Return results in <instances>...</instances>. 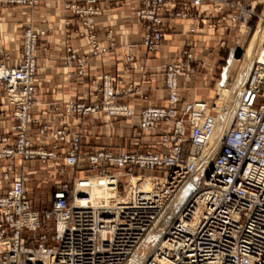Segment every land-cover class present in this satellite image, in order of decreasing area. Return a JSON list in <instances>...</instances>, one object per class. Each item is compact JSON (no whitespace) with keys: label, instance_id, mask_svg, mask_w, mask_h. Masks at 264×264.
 <instances>
[{"label":"built area","instance_id":"built-area-1","mask_svg":"<svg viewBox=\"0 0 264 264\" xmlns=\"http://www.w3.org/2000/svg\"><path fill=\"white\" fill-rule=\"evenodd\" d=\"M243 1L141 0L134 12L145 24L141 46L148 54L157 53L177 20L188 22L189 34L221 26L246 32L256 6L253 0ZM39 3L0 0V11L27 7L33 12ZM98 3L81 0L65 6L73 22L64 23V34L73 27L68 34L88 47L84 54L69 44L60 49L65 67L73 69L70 77L85 78L91 59L110 51L97 31ZM4 31L0 14V91L16 120L0 138V161L6 163L2 178L9 183L0 194V264H127L145 246L150 251H141L138 264H264V37L248 79L236 87L231 124L211 161L201 166L213 145L218 117L215 104L181 99L180 79H191L200 68L190 44L180 61L165 66L168 105L142 108L136 124V109L120 101L133 86L120 93L122 79L110 75L100 78L94 102H70L63 108L50 103L53 119L44 121L35 110L40 43L50 29L36 28L31 15L20 36L17 65L4 47ZM140 71L146 78L147 69ZM227 81L225 88L231 85L233 91L236 81ZM91 116L105 125L126 120L138 130L131 139L143 150L120 145L85 150L84 120ZM30 162H38L45 181L52 182L45 211L34 208L29 197L27 184L35 173L28 170ZM203 171L205 177L197 180ZM134 177L142 179L140 186L132 183ZM94 179L112 193L97 205L85 193ZM187 182L195 186L194 193L160 230L162 216Z\"/></svg>","mask_w":264,"mask_h":264},{"label":"crops","instance_id":"crops-1","mask_svg":"<svg viewBox=\"0 0 264 264\" xmlns=\"http://www.w3.org/2000/svg\"><path fill=\"white\" fill-rule=\"evenodd\" d=\"M69 2H81V0H40V3L34 7L33 12L27 7H9L0 11V14L4 17V47L13 59L12 65H17L19 62L20 36L24 31V27L29 23L32 14L36 28L45 27L50 29L47 37L43 38L40 43V85L37 89L39 106L35 110L36 118L51 121L53 116L50 114L49 104L53 102L59 103L62 108L70 102H94L98 98L97 88L100 78L104 75H110L115 79H122L123 84L119 87L120 93L123 88L133 86V92L122 96L120 101L136 109L137 116L132 119L133 123L136 124L138 113L142 108L168 105L169 93L165 88V66L180 61L188 44L192 46L191 50L195 52L202 66L191 79H180L181 99L185 103L203 100L209 102L210 105H214L215 100L212 99V101L201 94L202 88L207 84L206 78H204L205 84L201 82V77L206 73L204 70H208L206 63L202 64V61L205 62L204 57L206 54L204 52H207L211 43L216 39H221L217 37V33L232 28L221 26L208 29L205 27L196 34H189L188 22L172 21L171 23L176 29L165 34L157 53L148 54L141 46L145 24L134 15L141 0H99L98 7L102 13L96 18L97 31L101 35L102 43L108 46L110 51L101 57L91 59L86 76L81 79L69 76L73 69L65 67V53L60 51L66 44L71 45L80 54L88 51L84 40L70 36L74 31L73 27L68 31L70 35L68 33L64 34V23L69 20L73 22V14L65 9L66 4ZM209 2L206 1L203 7L206 12L210 10ZM249 2L251 1H243L245 5ZM252 2L264 11V0H253ZM176 37H181L182 43L183 45L185 43V45L180 50L176 46L174 51H168L170 46H167L166 42L172 41V43H175L173 38ZM169 52L174 53L175 56L169 58ZM131 57L134 58V61H130ZM233 63L234 60L232 59L228 66L224 68L219 82L225 80V78L226 80L229 79V76L227 77L224 74L227 69L228 73L230 72ZM141 67L147 69L148 75L146 78H142ZM211 76L214 80V75ZM98 121L92 116L84 120L83 129L86 135L83 139V148L85 150L97 149L96 146L99 148L102 141L103 144L100 147L119 145L117 141L131 139L134 133L138 134L136 127L120 124L121 121L125 120H118L115 124L109 121L105 126L99 122L100 127L96 124L91 125V123ZM15 124L14 109L7 105L5 92L0 91V138L5 132L11 131ZM92 141L96 144L91 143ZM33 163L35 166L39 165L38 162ZM5 165V162L0 161V194H3L9 186V183L2 178ZM40 169L39 165V169L34 174L31 172L33 175L30 176L27 184L29 197L31 192L29 183L39 178L40 174H43ZM17 170L20 171V168Z\"/></svg>","mask_w":264,"mask_h":264},{"label":"rangeland","instance_id":"rangeland-1","mask_svg":"<svg viewBox=\"0 0 264 264\" xmlns=\"http://www.w3.org/2000/svg\"><path fill=\"white\" fill-rule=\"evenodd\" d=\"M255 5V4H254ZM256 6V5H255ZM256 16H253L251 20L248 22V29L246 32L244 30L240 31L239 29H230V30H224L219 33H217V37H220V40H215L213 43H211V46L207 50V52H204L205 57H204V63H206V68L208 70H204L206 73H204L203 77H201V82H205L204 78L207 79V84L204 85V87L201 90V94L204 95L206 98H209L210 100H215L216 101V85L221 80L222 78V73L225 67L228 66V63L233 59L234 63L233 66L230 67V72L228 73V69L225 72L224 75L229 76V79L227 81V84H231L235 82L236 80L238 82H241L242 79H244L243 75L245 73V69H247L249 65L252 67V61L254 59V51L258 49L263 37H264V11L260 10L259 7H256L255 10ZM262 19V21H261ZM261 21V22H260ZM175 40V43H172V41L166 42L167 46L169 47L168 51H174L176 46L178 47L177 49L180 50L183 48V43H182V38L181 37H176L173 38ZM241 49L243 51V54L241 58L236 57L237 50ZM258 51V50H257ZM257 53V52H256ZM170 57H174V53L169 52ZM230 57V60H229ZM202 66V65H200ZM205 68V69H206ZM214 75V80L211 78V75ZM236 81V82H237ZM235 82V84H236ZM239 86V83L235 85V88L233 91H236V87ZM228 89L231 90L232 86L228 85ZM232 91V90H231ZM237 93V92H236ZM235 93V94H236ZM212 100V101H213ZM235 103L237 101L235 100ZM215 104V111L217 108V104ZM217 112V111H216ZM98 121V120H96ZM100 120L98 122H93L91 125L93 126L94 124L98 125L99 127L101 125L105 126V124L100 125ZM117 121H112V123H116ZM111 124V122H110ZM121 125H128L126 120L121 121ZM118 125V124H116ZM139 137V136H138ZM128 140L124 139L121 141H117V143L126 150L130 151H138V150H143V146H138L139 142L134 139H129ZM91 143H94L93 141ZM96 144V143H94ZM103 144V141L100 145ZM217 135L214 138L213 145H217ZM99 145V147H100ZM98 148V146H96ZM218 150V148H217ZM216 150V152H217ZM215 152V153H216ZM28 170L31 172H36L39 169V165L37 166L34 165L33 162H30L27 164ZM83 172H80L78 176H83ZM205 171L201 172L196 179L197 180H202L205 177ZM46 172H43V174H40L38 176L39 178H36V180H32L29 183V189H30V197L33 201V206L40 211H45L50 207V197L51 193L53 190L52 187V182L51 181H45L46 177ZM50 180V179H49ZM121 181L123 183H127L128 180L125 178H122ZM47 182V183H46ZM160 230H163V227L159 228Z\"/></svg>","mask_w":264,"mask_h":264},{"label":"bare ground","instance_id":"bare-ground-1","mask_svg":"<svg viewBox=\"0 0 264 264\" xmlns=\"http://www.w3.org/2000/svg\"><path fill=\"white\" fill-rule=\"evenodd\" d=\"M257 50H259V47ZM257 50L254 51L253 54L254 57L257 54L256 53ZM247 67L248 68L245 69V73L243 75L244 79H242L241 82L238 81L236 82V84L239 83L240 87L243 86V83L248 79L250 75L252 67L251 65ZM225 84H226V78L225 80L218 82L217 85L218 97H216V101H215L217 104L216 111H217L218 123H217V129L215 135L213 137V141L217 135L218 144L212 145L209 151L206 154H204L202 158L201 166L207 165L215 155L217 148L219 147L226 131L228 130L231 124V121L234 116V112L236 110L237 103H235V100L237 101L239 94H237L236 91H231L225 88ZM214 110H215V105H214ZM141 181L142 179H138L135 177L132 179V183L138 186H140ZM85 193L89 196L91 202L96 205L99 204L101 200L107 199L110 195H112V193H109L107 189L102 186L100 179H94L92 181L91 188L86 190Z\"/></svg>","mask_w":264,"mask_h":264},{"label":"water","instance_id":"water-1","mask_svg":"<svg viewBox=\"0 0 264 264\" xmlns=\"http://www.w3.org/2000/svg\"><path fill=\"white\" fill-rule=\"evenodd\" d=\"M243 54V51L241 49L237 50L236 57L241 58ZM195 191V186L191 182H187L181 191L178 193L174 201L170 204L164 215L162 216L160 220V226L166 229L172 221L177 217L183 206L186 204V202L189 200V198L192 196V194ZM154 233L157 235H161V232L158 230H154ZM146 254L149 253V248L148 247H143V249ZM141 250V251H142ZM141 251L137 253V255L134 257L132 261H130L127 264H138L141 257Z\"/></svg>","mask_w":264,"mask_h":264}]
</instances>
